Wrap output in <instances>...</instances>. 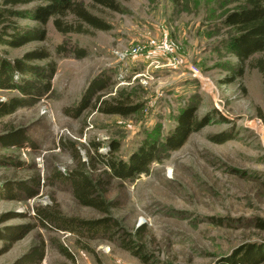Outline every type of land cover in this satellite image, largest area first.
<instances>
[{"label": "rangeland", "instance_id": "obj_1", "mask_svg": "<svg viewBox=\"0 0 264 264\" xmlns=\"http://www.w3.org/2000/svg\"><path fill=\"white\" fill-rule=\"evenodd\" d=\"M229 1L124 0L120 13L103 14L112 25L108 32L64 36L51 19L44 41L16 49L0 45V59L14 62L44 49L57 65L49 93L0 119V136L24 129L33 143L0 144V220L20 216L0 224V231L34 226L0 255V264H14L41 245L45 257L39 264H220L242 245L264 243V52L244 63L233 55L230 31L221 22ZM14 22L40 26L30 19ZM66 42L88 55L59 54L58 46ZM104 76L111 86L107 99L130 96L141 110L128 117L94 110L79 118L66 115L90 82ZM18 96V91L0 90V101ZM193 104L197 117L211 115V122L181 149L161 152V161L134 181L104 174L114 145L119 148L115 156L128 161L145 141H164L180 112ZM223 132L233 139L213 142ZM97 145L103 158L94 153ZM80 162L101 181L102 197L112 204L113 234L79 236L37 218L38 208L73 220L108 217L81 205L71 183L55 176L68 175ZM34 176L41 180L36 197H2L6 183ZM143 227L140 239L136 233ZM129 236L142 258L125 248ZM126 244L137 250L136 244Z\"/></svg>", "mask_w": 264, "mask_h": 264}, {"label": "trees", "instance_id": "obj_2", "mask_svg": "<svg viewBox=\"0 0 264 264\" xmlns=\"http://www.w3.org/2000/svg\"><path fill=\"white\" fill-rule=\"evenodd\" d=\"M124 0H0V45L9 48H21L31 42L44 41L46 39L45 26L53 19L55 29L64 36L93 35L95 32H108L112 25L103 15L107 11H122L121 2ZM179 2V0H173ZM32 9H21L23 6L33 5ZM229 9L222 18V25L230 31V47L233 55L244 63L254 55L264 52V0H230ZM227 5V6H228ZM30 19L37 22L38 27L19 26L14 20ZM59 54H71L77 59L85 58L87 50L77 45L66 42L58 46ZM50 60L46 66H34V61ZM57 65L51 59L47 50H35L24 55L22 59L14 62L0 59V90L18 91L20 96L12 97L6 101H0V119L14 114L20 108L28 107L36 103L45 93L52 89V80L56 74ZM264 75V63L261 67ZM19 77V82L16 78ZM108 77L95 78L86 88L80 102L65 110L66 115L79 118L88 110L105 115H117L128 117L139 112L142 105L132 101L130 96H111V87ZM198 105L187 106L176 118V126L169 132L164 141H145L128 161L118 159V145L113 146L110 159L105 158L107 170L104 174L120 181H134L142 174H148L150 166L160 162L161 152L166 155L181 149L189 137L204 129L211 122V115L199 119L197 117ZM233 139L229 132H223L213 136V142L223 144ZM0 144L5 148H22L26 144H33L25 130H11L0 136ZM97 157L99 146H95ZM92 158L91 161H93ZM80 161V160H79ZM105 163V162H104ZM21 164V163H20ZM86 162H80L79 167L68 175L56 173L55 176L69 181L73 187L76 200L83 206L96 209L108 217L95 220H73L62 217L48 209H37V218L42 224L47 222L57 224L60 230L82 236L84 232L91 234H113L117 227V221L111 217L112 204L107 202L100 192L101 181L95 179L86 169ZM3 198L19 200L24 194L31 199L36 197L41 188L39 177H32L31 181H19L6 183ZM16 187V188H15ZM15 188V189H14ZM15 190V191H14ZM111 215V216H110ZM17 214L5 215L0 224L19 218ZM30 224L6 227L0 231V241L4 246L0 249V255L4 254L17 241L23 239L33 230ZM144 229L139 228L136 235L141 239ZM125 239L129 244H138L133 236ZM125 243V248L131 250L135 256L142 258V251ZM44 246L33 248L22 256L14 264H39L44 260ZM220 264H264V243H248L236 249Z\"/></svg>", "mask_w": 264, "mask_h": 264}]
</instances>
